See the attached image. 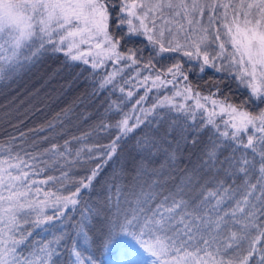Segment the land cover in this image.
<instances>
[{
  "label": "snow or ice",
  "instance_id": "obj_1",
  "mask_svg": "<svg viewBox=\"0 0 264 264\" xmlns=\"http://www.w3.org/2000/svg\"><path fill=\"white\" fill-rule=\"evenodd\" d=\"M37 3L0 84L63 55L98 107L0 140V264H264V0Z\"/></svg>",
  "mask_w": 264,
  "mask_h": 264
},
{
  "label": "trees",
  "instance_id": "obj_2",
  "mask_svg": "<svg viewBox=\"0 0 264 264\" xmlns=\"http://www.w3.org/2000/svg\"><path fill=\"white\" fill-rule=\"evenodd\" d=\"M0 38L6 39L2 33ZM88 77L89 73L83 71V66L70 67L63 55L47 54L10 83L0 84V140H6L14 128L29 132L46 126L49 121L58 123L55 120L57 116L71 119L66 127L72 129L75 136L90 132L94 121L88 117L95 114L98 105L90 95L92 86L90 79L86 82ZM201 84L205 85V81ZM91 199L97 197L92 196ZM59 228L57 223L53 232L58 234ZM32 231L34 242L52 237V233L45 231L43 226ZM118 260L119 254L109 250L101 257V264H117Z\"/></svg>",
  "mask_w": 264,
  "mask_h": 264
},
{
  "label": "rangeland",
  "instance_id": "obj_3",
  "mask_svg": "<svg viewBox=\"0 0 264 264\" xmlns=\"http://www.w3.org/2000/svg\"><path fill=\"white\" fill-rule=\"evenodd\" d=\"M39 9L37 0H0V33L6 39H19L20 29L31 28Z\"/></svg>",
  "mask_w": 264,
  "mask_h": 264
}]
</instances>
